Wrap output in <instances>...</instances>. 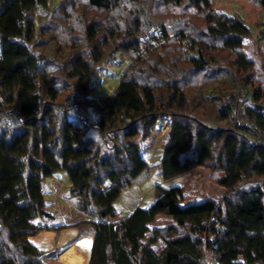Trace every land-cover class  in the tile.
<instances>
[{"label":"trees","instance_id":"1","mask_svg":"<svg viewBox=\"0 0 264 264\" xmlns=\"http://www.w3.org/2000/svg\"><path fill=\"white\" fill-rule=\"evenodd\" d=\"M158 1L204 20L184 16L173 35L160 25L165 39L156 47L175 41L181 54L166 60L162 50L146 66L141 58L157 53L151 41L158 38L143 15L148 0H69L49 14L46 29L36 14L49 0H0V264H47L30 237L47 228L44 185L60 171L86 216L77 226H90L95 237L90 264H210L208 250L221 264H264V83L243 45L250 27L262 24L264 0H234L245 18L220 11L217 0ZM87 8L116 15L105 26L89 20ZM118 52L133 58L119 87L92 97L96 67ZM179 62L186 67L177 71ZM185 78L211 82L192 110L186 91L195 80ZM198 105L216 108L213 123ZM161 127L169 132L151 165L141 152ZM198 169L213 183L199 200L188 201L182 186L158 187L152 205L114 221L122 193L157 170L172 180Z\"/></svg>","mask_w":264,"mask_h":264},{"label":"rangeland","instance_id":"2","mask_svg":"<svg viewBox=\"0 0 264 264\" xmlns=\"http://www.w3.org/2000/svg\"><path fill=\"white\" fill-rule=\"evenodd\" d=\"M68 1L69 0H49L48 9L46 10V13L43 14V11H37L36 20L38 19L37 21L38 27L43 26V28L46 29L47 26H49L48 24L51 21L50 20L51 16L49 14H53L54 12L56 13L57 10H59L63 5H66V4L67 6L70 5ZM70 1L73 2L74 0H70ZM251 1L256 2L257 0H251ZM145 4H146L145 5L146 7L144 8L145 12H143V15H146V17H148L147 20H149V22L151 21L152 25L149 26L150 31L151 30H153V32L156 31L157 32L156 35H158V38L155 41L153 40L151 41L155 47L165 39L164 35L162 34L160 25H164V24L167 25V27H169L170 33L173 35L174 32H176V29H175L176 24H178L180 19L184 18V16L188 17V19H191L190 21L191 24H192V21L194 22L195 20H198L199 22H203L204 20V16L198 15L193 9H187V13L185 14L181 9H174L172 7L168 8L158 0H148V2ZM215 7H218L220 11L222 12L224 11L230 16L237 15L239 17L245 18L246 13H247L245 9L243 8L242 4L237 3L234 0H229V1L217 0L215 2ZM81 8L85 10L84 7H81ZM132 9H133L132 13L141 14L140 13V11L142 10L141 6L132 7ZM127 10H128V7H127ZM86 11L88 12V14L91 15L87 17L89 20H92L94 19L93 17H96L97 18L96 20L100 21V23L101 24L103 23V25L105 26H108L109 15H110V18L111 16L116 15V13L97 14V12H95L94 10L90 8H87ZM40 14L41 15L43 14L44 16L42 19L39 20V17H41ZM260 20L262 21L261 26L250 27L251 35L244 39L243 45H244V51H246L247 55L251 57L252 59H254L255 62L258 64V67L256 69L257 78L258 80L264 83V40L261 39L262 36L264 35V12L260 13ZM64 23L66 25H69V28H70V20H69V24L68 22H64ZM194 25L195 26L198 25L196 26L197 28L199 27L203 28L205 26L204 24L202 25L194 24ZM109 26H112V23H110ZM185 28L189 29L187 26V27H184L183 30H185ZM64 38L66 39L68 38L67 40L71 44V39L69 38V36L68 37L65 36ZM204 38L207 39L206 36H204ZM206 42L208 45L217 44V43H212L213 41L211 40H207ZM155 49L157 53L150 54V55L148 54L146 57L141 58V60H144L143 63L146 66L151 65L152 61L157 62L160 57L159 54L162 50H165L162 53L164 55V58L168 56L177 57L178 55L181 54L179 43L175 41H173L171 44H168L167 47L163 49L162 48L160 49L157 47ZM54 50L56 51L57 48L54 47ZM80 50L87 52V51H90V47L82 46ZM67 54L68 53L66 51V53L64 54V59L67 57L66 56ZM1 55H2V42L0 41V57ZM58 56H61V55L59 54ZM54 57L56 56L54 55ZM131 59H133L131 56V53L129 54L125 52H118L113 56V58L108 59L107 61H105L104 64L97 66L95 69V73L92 76L91 82H90L91 96L95 98H102V97H108L112 95L113 93H115V91L117 90V88L119 87L121 83V79H122L124 72L127 70L129 63L132 61ZM168 59L166 58V60ZM182 67L185 68L186 64H184L183 62L176 63L175 70L177 69L178 71ZM146 72L149 73L147 69H146ZM137 74L140 75L141 73L137 72ZM172 74H174V72ZM145 75L141 74V76L139 77L141 79L142 78L147 79V76ZM162 75L164 76V78L167 77L164 74ZM172 76L168 75V78L166 79H169V77H172ZM184 80L191 81L190 83H192L195 80V83L193 85L190 84L191 86H187V91H186V94L190 98L189 102H190L191 110H192L196 108V105L198 103L197 101H195L196 98L201 97V94H199V91L202 89L205 92V94L206 93L208 94L211 91V90L207 91L210 85L206 88H203L202 86L206 84H210L211 82H208V83H204V82L202 83L201 81L196 82V78L195 79L192 78V80L191 79L186 80L185 78ZM142 81L144 82L145 80L143 79ZM213 84L215 83H212V86H214ZM69 96H71L70 93L68 92L63 93L64 100H66V98H68ZM198 108H197L198 115L201 118H203V120L207 122H212V123L215 121L214 116H213L214 114L213 110H216V108L214 106L198 105ZM192 114L194 115V112ZM212 119L213 121H211ZM168 132H169V128L167 127L153 128L152 136L147 141H145L141 153H142V157L145 160H147L151 165L158 164L159 160L161 159L162 154H163L164 141L168 135ZM207 174L208 172L206 169H198V170L193 171L192 173L177 177L172 180H164L161 177L160 171L157 170V172L149 179L148 182L144 184L142 183L135 184L130 189L122 193V195L120 196V198L117 200L115 204L119 212V216L115 218L114 220L119 221V220H122L128 217L129 213L132 212L137 207L146 208L152 205L154 201L161 195L158 187L172 188L176 186H182L185 188L188 201L192 202L194 201V199L199 200L203 196L202 194L205 195L208 189L211 188V186L213 185V183L211 181H208V179L205 177ZM69 185H70L69 176L65 171H60L56 173V175H54L51 179H48L46 181V184L44 185L46 206L49 208L50 212L56 215V220L55 221L53 220V222H49L51 224H58L60 220L61 221H64V219L68 220L72 216L75 217V220L77 219L76 221H79V222H82L83 220L86 219V216L77 209V206H76L77 198L72 197L70 195ZM194 192H199V198L198 197L195 198L193 196ZM57 214H59L60 216L58 217ZM40 222L44 225L48 223V221L46 222V220H40ZM81 225H85V224H80V226ZM79 235H84L82 229L80 230ZM81 244H83L82 248L84 250V255L86 256L90 248L89 239H85ZM65 260L68 264H84L82 263V257L81 256L76 257V255H74L73 253H67Z\"/></svg>","mask_w":264,"mask_h":264},{"label":"crops","instance_id":"3","mask_svg":"<svg viewBox=\"0 0 264 264\" xmlns=\"http://www.w3.org/2000/svg\"><path fill=\"white\" fill-rule=\"evenodd\" d=\"M47 211L52 216L51 218L46 219V222L48 221V223L45 224L47 228L44 231L39 232L37 235L30 237V242L48 256L47 264H68L65 260L67 253H73L76 257L81 256L82 263L90 264L95 241L91 227L88 225H81L82 227H78L77 224L79 221H76L77 219L75 220V217L73 216L68 220H60L58 224H51L49 222H53V220L55 221L56 215L50 212L48 207ZM132 212H130L129 215ZM57 216L59 217L60 215L57 214ZM81 229L84 235L80 236ZM85 239H89L90 242V248L86 256L84 255V250L82 248L83 244H81Z\"/></svg>","mask_w":264,"mask_h":264},{"label":"built area","instance_id":"4","mask_svg":"<svg viewBox=\"0 0 264 264\" xmlns=\"http://www.w3.org/2000/svg\"><path fill=\"white\" fill-rule=\"evenodd\" d=\"M207 255V259L209 261L210 264H221L219 258L217 257V255L215 254V252L213 250H208L206 252ZM253 264H263L262 262H255Z\"/></svg>","mask_w":264,"mask_h":264}]
</instances>
